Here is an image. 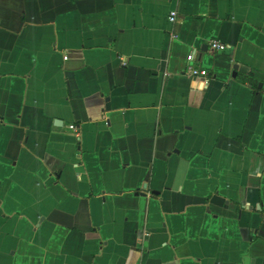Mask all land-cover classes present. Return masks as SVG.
Returning a JSON list of instances; mask_svg holds the SVG:
<instances>
[{"label":"crops","instance_id":"crops-1","mask_svg":"<svg viewBox=\"0 0 264 264\" xmlns=\"http://www.w3.org/2000/svg\"><path fill=\"white\" fill-rule=\"evenodd\" d=\"M0 264H264V0H0Z\"/></svg>","mask_w":264,"mask_h":264},{"label":"built area","instance_id":"built-area-1","mask_svg":"<svg viewBox=\"0 0 264 264\" xmlns=\"http://www.w3.org/2000/svg\"><path fill=\"white\" fill-rule=\"evenodd\" d=\"M175 19H176V13L175 12H172L170 13L169 15V22L170 23H174L175 22ZM209 47L211 49V51H214V52H218V51H223L227 48V45L216 40V39H211L209 41ZM193 59H194V56L193 54H189L187 57H186V60H187V68H186V74L190 77V78H193V79H199L201 80L203 83H207L208 80L210 79L209 78V74H208V71L206 69H203V68H197L193 65ZM124 64V63H123ZM69 129L75 131L76 128L74 125H70L69 126Z\"/></svg>","mask_w":264,"mask_h":264}]
</instances>
